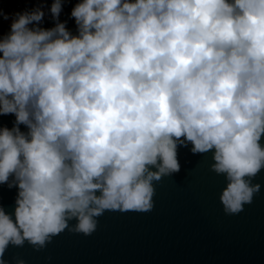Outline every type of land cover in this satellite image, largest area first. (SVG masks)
<instances>
[{
	"label": "clouds",
	"instance_id": "1",
	"mask_svg": "<svg viewBox=\"0 0 264 264\" xmlns=\"http://www.w3.org/2000/svg\"><path fill=\"white\" fill-rule=\"evenodd\" d=\"M46 11L0 6V116L14 117L0 124V185L16 189L13 209L0 205V264L9 244L151 211L154 182L179 172L189 144L223 176L225 213L252 202L264 0H51Z\"/></svg>",
	"mask_w": 264,
	"mask_h": 264
},
{
	"label": "water",
	"instance_id": "2",
	"mask_svg": "<svg viewBox=\"0 0 264 264\" xmlns=\"http://www.w3.org/2000/svg\"><path fill=\"white\" fill-rule=\"evenodd\" d=\"M13 118L0 116V124L11 126ZM190 147L178 148L179 172L154 182L151 211H105L89 235L65 229L43 246L9 244L3 259L7 264H264V168L252 178L261 185L252 202L228 214L219 201L225 181L210 170L211 153L194 154ZM15 195V188L0 185V205L7 211Z\"/></svg>",
	"mask_w": 264,
	"mask_h": 264
},
{
	"label": "built area",
	"instance_id": "3",
	"mask_svg": "<svg viewBox=\"0 0 264 264\" xmlns=\"http://www.w3.org/2000/svg\"><path fill=\"white\" fill-rule=\"evenodd\" d=\"M42 0H28L31 6L34 3H38ZM26 0H0V6L4 8L5 11L12 12L14 10L23 9L25 7ZM4 21H2L3 23Z\"/></svg>",
	"mask_w": 264,
	"mask_h": 264
},
{
	"label": "crops",
	"instance_id": "4",
	"mask_svg": "<svg viewBox=\"0 0 264 264\" xmlns=\"http://www.w3.org/2000/svg\"><path fill=\"white\" fill-rule=\"evenodd\" d=\"M72 2H74V0H72ZM38 3H44V5H45V11H46L47 10V6L50 5V3H51V0H42V1L38 2ZM70 8H71V3H67L65 5L62 13H61V17L60 18L62 20L65 19V18H67V13L70 10ZM50 20H51L50 15L47 14V11H46V16H45V19L43 21V24H44L45 27L51 26L50 23H53V22H51ZM72 23L73 22L70 20L69 23H68V27L69 28H71L70 25H72Z\"/></svg>",
	"mask_w": 264,
	"mask_h": 264
},
{
	"label": "rangeland",
	"instance_id": "5",
	"mask_svg": "<svg viewBox=\"0 0 264 264\" xmlns=\"http://www.w3.org/2000/svg\"><path fill=\"white\" fill-rule=\"evenodd\" d=\"M70 21V20H69ZM73 22V21H72ZM3 30H6L7 29V27H8V21H4L3 23ZM70 27L71 28H74V23H72V25H70ZM3 30H1V31H3Z\"/></svg>",
	"mask_w": 264,
	"mask_h": 264
},
{
	"label": "trees",
	"instance_id": "6",
	"mask_svg": "<svg viewBox=\"0 0 264 264\" xmlns=\"http://www.w3.org/2000/svg\"><path fill=\"white\" fill-rule=\"evenodd\" d=\"M50 24L52 25V23H50ZM3 27L4 26H3L2 22H0V31L3 30Z\"/></svg>",
	"mask_w": 264,
	"mask_h": 264
}]
</instances>
